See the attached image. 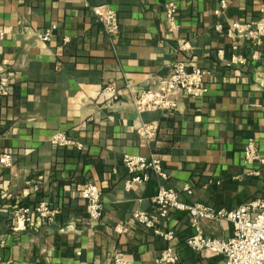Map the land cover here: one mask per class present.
<instances>
[{
    "label": "crops",
    "instance_id": "1",
    "mask_svg": "<svg viewBox=\"0 0 264 264\" xmlns=\"http://www.w3.org/2000/svg\"><path fill=\"white\" fill-rule=\"evenodd\" d=\"M167 1L0 0V80L8 83L0 94V155L12 157L10 167L0 165V264H112L116 252L130 264H155L167 248L178 257L173 264H222L219 255L186 247L193 232L186 213L155 222L172 233L169 240L132 219L134 211L152 212L159 181L151 176L126 187L122 158H157L184 202L231 211L264 197V162L243 158L252 137L264 159V36L256 49L231 29L255 22L264 0H176L175 29L165 20ZM103 4L119 20L112 36L91 10ZM52 26L48 40L40 39ZM174 62L207 69L206 94L179 92L175 109L138 113L137 92ZM108 85L112 100L103 91ZM149 122L156 133L148 140L136 128ZM58 131L82 147L52 144ZM85 182L100 192L99 219L85 211ZM39 201L56 214L13 220L15 207ZM200 226L214 239L229 238L234 228L224 218Z\"/></svg>",
    "mask_w": 264,
    "mask_h": 264
},
{
    "label": "built area",
    "instance_id": "2",
    "mask_svg": "<svg viewBox=\"0 0 264 264\" xmlns=\"http://www.w3.org/2000/svg\"><path fill=\"white\" fill-rule=\"evenodd\" d=\"M176 0H168L164 3L165 20L169 29L178 26ZM221 6H225V1H221ZM95 20L102 26L108 35H114L118 29L117 13L107 5H97L92 7ZM218 13V10L215 11ZM258 19L250 25H242L233 22L232 30L246 36L256 49L262 44L264 36V3L260 7ZM54 26L47 29L40 39L48 40ZM214 29L222 31L221 23H215ZM4 30H0V38ZM222 50L218 51V56L222 58ZM239 60V59H238ZM231 62L235 63V59ZM229 65V63H228ZM210 72L201 67L188 66L183 62H174L170 66L169 73L165 76H158L147 88L137 92L134 98V109L140 113L150 110H173L177 107V94L185 93L190 98H199L207 92V79ZM7 84L4 79L0 80V94L7 93ZM103 91L110 94V99L115 98V89L112 85L103 88ZM110 101V100H109ZM138 135L145 139H151L156 133L154 122L143 123L136 128ZM49 141L59 147H75L80 149L82 144L63 131H58L51 135ZM243 158L245 163L251 164L257 161L264 162L259 155L256 143L252 137L246 140L243 146ZM122 164L127 171L128 178L126 187L132 184L146 183L150 177H155L158 181V189L152 197L151 213L134 211L132 219L146 228H151L154 233L169 240L171 232L163 233L155 229V222L160 218H166L171 211L184 212L188 216L189 227L193 230L186 239V247L193 251H210L222 257V264H264V197L249 199L231 211L215 210L212 207L196 202H184L179 198V192L168 186L166 181L168 174L164 171L160 161L154 156L144 157L138 155H125ZM0 165L10 167L12 157L9 154L0 155ZM79 194L84 201V208L89 218L99 219L102 216L103 205L101 202L98 187L92 182H85L79 186ZM187 194L191 193V187L185 185L182 189ZM57 210L48 203L39 201L33 206H19L12 211L13 220L16 223L26 224L31 221L34 215L43 219H50ZM227 219L232 227V234L227 239H214L206 237L200 230V221L204 219ZM178 260L176 254L170 248L162 251L155 260V264L175 263ZM112 264H130L122 252H116L112 258Z\"/></svg>",
    "mask_w": 264,
    "mask_h": 264
}]
</instances>
